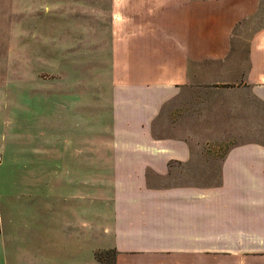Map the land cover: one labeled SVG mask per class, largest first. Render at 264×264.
<instances>
[{"label": "crops", "instance_id": "0c3cea01", "mask_svg": "<svg viewBox=\"0 0 264 264\" xmlns=\"http://www.w3.org/2000/svg\"><path fill=\"white\" fill-rule=\"evenodd\" d=\"M94 2L105 70L0 118L11 191L94 264H264V0Z\"/></svg>", "mask_w": 264, "mask_h": 264}, {"label": "rangeland", "instance_id": "374dc122", "mask_svg": "<svg viewBox=\"0 0 264 264\" xmlns=\"http://www.w3.org/2000/svg\"><path fill=\"white\" fill-rule=\"evenodd\" d=\"M94 5V0H0L2 127L11 119H25V112L14 110L13 105L45 104L49 100L57 104L58 98L43 88L57 91L51 80L60 74L74 71L88 76L96 66L105 70V63L89 61L91 41L95 44L109 34L107 17L98 15ZM35 112L29 113L33 123ZM10 178L9 159L3 156L0 264H76L77 256L82 257L81 264H94L87 255L89 251L65 254L52 240L43 238L41 214L26 210L28 194L21 189L11 191ZM98 259L103 264H115V252H101Z\"/></svg>", "mask_w": 264, "mask_h": 264}, {"label": "built area", "instance_id": "2783aa9c", "mask_svg": "<svg viewBox=\"0 0 264 264\" xmlns=\"http://www.w3.org/2000/svg\"><path fill=\"white\" fill-rule=\"evenodd\" d=\"M2 163H3V156H2V154L0 153V166L2 165Z\"/></svg>", "mask_w": 264, "mask_h": 264}]
</instances>
